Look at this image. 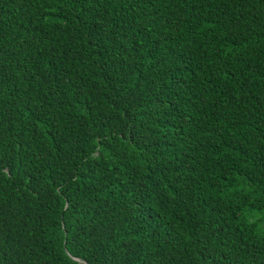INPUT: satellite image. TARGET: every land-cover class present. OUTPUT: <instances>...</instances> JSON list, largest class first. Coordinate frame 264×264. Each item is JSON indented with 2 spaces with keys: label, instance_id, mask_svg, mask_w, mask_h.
Listing matches in <instances>:
<instances>
[{
  "label": "trees",
  "instance_id": "obj_1",
  "mask_svg": "<svg viewBox=\"0 0 264 264\" xmlns=\"http://www.w3.org/2000/svg\"><path fill=\"white\" fill-rule=\"evenodd\" d=\"M0 264H264V0H0Z\"/></svg>",
  "mask_w": 264,
  "mask_h": 264
}]
</instances>
